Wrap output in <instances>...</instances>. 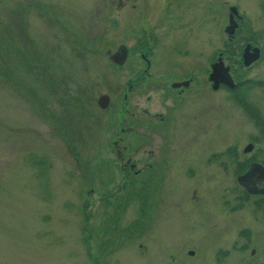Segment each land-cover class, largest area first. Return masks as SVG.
Listing matches in <instances>:
<instances>
[{
  "label": "rangeland",
  "instance_id": "rangeland-1",
  "mask_svg": "<svg viewBox=\"0 0 264 264\" xmlns=\"http://www.w3.org/2000/svg\"><path fill=\"white\" fill-rule=\"evenodd\" d=\"M232 6L243 36L262 51L242 102L211 92L205 61L226 40ZM150 36H159L156 60L179 69L157 67L131 104L164 103L154 84L184 75L199 77L204 95L184 121L186 110L176 112L169 133L123 134L112 110L140 65L135 40ZM186 38L180 54L169 55L168 46ZM120 45L135 52L117 67L108 53ZM259 81L264 0H0V264H264V219L239 201L232 174L212 164L197 176L185 172L232 138L254 140L256 156L263 154L264 125L240 109L264 113ZM101 95L112 100L107 111L97 104ZM218 120L223 142L215 140ZM124 146H142L133 161H158L164 179L145 186L137 177L135 187L107 196L111 150ZM157 146L152 159L145 150Z\"/></svg>",
  "mask_w": 264,
  "mask_h": 264
},
{
  "label": "flooded vegetation",
  "instance_id": "flooded-vegetation-1",
  "mask_svg": "<svg viewBox=\"0 0 264 264\" xmlns=\"http://www.w3.org/2000/svg\"><path fill=\"white\" fill-rule=\"evenodd\" d=\"M235 30L236 31L233 35L227 33L226 29L224 30L227 36L225 42L222 43V48L220 50H208L207 53H209V56L206 57L205 61L206 64L210 66L211 71L212 67L215 66L219 61L222 63H224L226 60L233 61L235 67L232 65H227L226 67L229 68V73L231 74L233 83L235 84L234 88H231L229 85L220 84L219 88L215 90V85L211 81V71L209 72L208 83L213 94L217 95L218 93H222L227 96L229 95L234 102H236V98H240L242 102L244 98L243 95H246V90L242 88H245L249 84V81H251V78H247L249 74L248 71L252 66L258 63L256 62L251 66H248V68L245 67L243 65V55L245 53L244 50L247 49L248 46L251 52L254 49L259 48L260 51L261 49L259 46H256V43L253 42L251 38L243 36L244 28H242V25ZM187 42H189V39L186 38L183 41L172 43L170 46H168L172 47L168 49L169 55L172 51H174L176 54H180L183 48H185L182 47V44ZM135 45L138 46L137 52H139L138 56L140 57V65H137L131 69L134 77L128 86L123 87L124 93L120 107L119 104L116 103L112 110V114L115 116L116 121L121 124V131L123 134H132L135 132L138 135L141 134V136L145 133L154 135L155 133H160L164 128H167L166 130L169 133L171 132L172 124L176 122V119L173 118L176 112L181 108L186 110L183 116L184 121V119H186V113H188V109L193 107L197 100L203 98V92H198L200 78L197 76L187 77L184 75V78L179 81L174 80L170 83L164 82L165 84L157 82L154 84L153 88H160L167 94V96L164 97V103H159L158 106H155L153 100L150 97H147V105L140 106L139 103L131 104V94L135 89H138V87H141L144 84L149 85L148 80L152 78L151 74L157 67L166 66V68L170 67L171 69H179V66L176 65L168 66V63H165L163 66V64L156 60L158 57L156 55V50L160 46L159 36L137 38L135 40ZM190 49L186 48L185 51L190 50L189 52L193 56L198 55V53L193 50V48ZM131 52L135 51L130 50V48L126 46L120 45L117 51L108 54L115 65L117 67H121L128 62L130 55L132 54ZM185 54H187V52H185ZM261 56L262 51L260 58ZM124 59H126L125 62H123ZM257 83H259V86H264V81H259ZM110 105L107 109L110 108ZM250 107L251 105L241 106V115L248 121L250 118L253 120V116L255 115L257 118H259V122L264 125V113L260 114L257 109L254 110ZM107 109L104 110L107 111ZM162 109L164 111H162ZM201 117L205 118L203 115ZM218 122V126L216 125L217 123H215V125L216 128H218L219 139L215 140H217V142H223V138H221V136L224 134L222 122L220 120H218ZM189 123L190 122L186 121L185 125L189 126ZM156 134L154 136H157ZM248 141L246 144L242 145L241 139L232 138L229 141L230 143L224 146V149L211 150L208 154L209 156L206 155L199 161L195 160V164H189L185 172H187L188 176L190 177L197 176L204 166L208 167V165L212 164L216 169L222 171L224 175L232 174L238 183L236 188L240 192L239 201L242 203H251L252 208L254 209V214H260V217L264 219V152L261 156L257 157L254 152V149L256 148L254 140ZM117 142L118 141L115 140L113 141L114 144H117ZM219 146H223L222 143ZM219 146L213 145L215 148ZM249 147H253L252 151H248ZM157 148V150L154 148H148L145 151L148 152L147 154H153L152 159H157L160 155V152H158L159 146H157ZM142 149V146H139L138 148L136 147L134 149L124 146L122 149L118 148L114 151L111 150L116 169L113 172L114 177L110 179V186L113 191L111 192V190L108 189L106 191L107 196L115 197L117 195V189L121 192H125L127 188L135 187L136 182L134 179H137V177L142 178V184L145 186L157 185L164 179L165 173L162 172L158 161L152 163L150 161V157L146 158V161L144 160L145 162H143V164L140 163V161L143 159L142 157L136 158V160L133 161L134 154H138L139 150ZM165 158L166 157L164 156V159ZM115 160H117V162H115ZM256 165L261 166V168H256L257 175L254 174L252 177H248L246 180H244L245 183L241 184L239 178L253 171V167ZM165 167L167 166L164 165V168ZM205 167L204 169L207 168ZM94 192L96 193L95 189L90 190L91 194H94ZM242 235L247 237L248 233L245 231V233ZM192 252L194 253V251ZM192 252H189V254ZM223 253L226 254L227 252L224 251ZM255 253L256 250L252 249L251 255H256Z\"/></svg>",
  "mask_w": 264,
  "mask_h": 264
},
{
  "label": "water",
  "instance_id": "water-1",
  "mask_svg": "<svg viewBox=\"0 0 264 264\" xmlns=\"http://www.w3.org/2000/svg\"><path fill=\"white\" fill-rule=\"evenodd\" d=\"M230 9H231V13H230V17H229L230 23L226 27V31L230 35H233L236 31L235 30L236 27H238V23L236 20H234V17L236 16L238 19H241V17L239 16L238 9H236V7L235 8L232 7ZM244 51H245V53L243 55V62H244V65L246 67L255 63L260 58L259 48L254 49L251 52L249 50V46H248L247 49H245ZM125 61H126V59L123 60V62H125ZM210 74H211L210 75L211 81L215 85V87H214L215 90H217L219 88L220 84L229 85L231 88L235 87V84H233V80H232L231 75L229 73V68L228 67L225 68L224 64L221 61L217 62L216 65L212 67V72ZM110 101L111 100L109 99V97L107 95H101L97 101V104L101 109H107L110 105ZM252 149H253V147H249L248 151H252ZM256 168H261V166L260 165L254 166L253 171H251L247 175H244L241 178H239L240 183L244 184L245 183L244 180H246L248 177H252L254 174L257 175ZM248 190H249V188H248ZM250 191H252V190H250Z\"/></svg>",
  "mask_w": 264,
  "mask_h": 264
}]
</instances>
